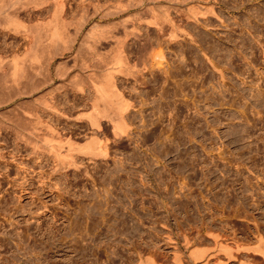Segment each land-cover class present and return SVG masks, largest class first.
Segmentation results:
<instances>
[{
	"label": "rangeland",
	"instance_id": "obj_1",
	"mask_svg": "<svg viewBox=\"0 0 264 264\" xmlns=\"http://www.w3.org/2000/svg\"><path fill=\"white\" fill-rule=\"evenodd\" d=\"M6 1L8 6L13 2ZM80 1L65 3L73 6ZM84 1H90L86 6L88 16H98L99 7L107 2L112 4L109 6L138 2ZM158 1V5L154 2L152 6L159 15L164 9L171 17L180 19L179 30L191 34L194 41L179 32L180 38L166 43L168 36L159 35L145 23L139 25L142 27L137 32L142 37L161 36V46L154 43L151 52H161V67L169 73L151 66L145 58V65L139 61L142 66H137L140 70L146 67L136 74L141 85L130 76L115 75L119 89L131 104L130 127L118 137L110 133L106 136L105 159L74 154L76 160L80 158L77 164L82 165H78V170L68 166L54 171L50 159H35L12 135V123L24 115L25 109L31 107L42 119H51L49 112L42 111L40 99L58 109L71 107L74 99H81L71 86L79 79L71 76L80 67V60L75 61L74 55L69 58L67 50L64 56L69 59L57 56L48 66L51 53L45 52L39 61L20 60L31 79L11 74V115L0 111V264H175L174 254L180 257L181 263L177 264H191L190 247L216 252L213 239L205 235L207 230L218 232L222 244L231 248L233 259L227 260L221 252L211 253L206 264H264L260 253L237 252L235 248H259L260 243L264 249V235H246L253 233L256 225V230L264 231V0H215L218 4L213 9L219 19L208 14L197 16L206 19L199 22L185 21L184 11L180 14L187 0ZM80 14L64 18L68 25L71 23L68 44ZM126 14L124 18L129 15ZM3 24L1 21V30H7ZM88 28L89 25L84 32ZM115 30L114 34H121L119 27ZM8 33L7 43L13 42L15 33L12 29ZM132 37L124 39L127 49L135 39ZM89 39L85 42L91 43ZM108 43L112 44L107 41L97 47L99 52L107 51V60L112 53ZM76 44L74 49L79 45ZM79 46V57L84 55L85 60L89 50L85 44ZM152 48L149 46V50ZM59 62L62 66L58 70L55 66ZM128 63L137 64L133 60ZM12 69L11 60V72ZM69 73L67 79L62 78ZM83 78L84 74L80 79ZM42 81L44 86L34 95L17 97L16 85H36ZM52 118L56 122V117ZM7 119L12 121L11 129L6 127ZM58 120L60 127L71 124L62 117ZM101 122L107 124L103 119ZM96 194L101 197L95 198ZM91 205H101L99 208L104 211L100 214L96 208L89 210L94 207Z\"/></svg>",
	"mask_w": 264,
	"mask_h": 264
},
{
	"label": "bare ground",
	"instance_id": "obj_2",
	"mask_svg": "<svg viewBox=\"0 0 264 264\" xmlns=\"http://www.w3.org/2000/svg\"><path fill=\"white\" fill-rule=\"evenodd\" d=\"M148 1L149 2H147V0H138V2H136V3L133 2L134 3L133 5H129L127 3H125L126 5H122L121 3L119 4L117 2L113 6H109L112 4L107 2L104 4V6L101 5L102 7H99L101 9V12L99 11L100 13L98 16H95L94 13L88 16V14H86V6L88 4H90V1H89V3H87L84 0H81L79 3L73 4V6L75 5L74 7L72 6V3H70L71 2L70 1L68 3L71 6L66 7V5H68V3L66 2L67 3L66 4L65 0H13V2L11 3L10 6H8L6 0H0V22L4 21V24H3L4 26H2V27H3V29L8 30V31L7 30H1V28H0V30L2 31L0 33V111L1 112L5 111L6 113H9V115H11V100H12L10 97L11 96V90H12L11 89V74L13 76H17L18 74H20L22 77H25L27 79L28 78L31 79V77L28 76V74H26L24 69L22 68L21 61H20L21 59L25 60V58H28L30 63H31L34 60L39 61L38 60L39 56H42L43 54L45 55V52L46 53L49 52V54L50 53L51 54L49 57L50 59L48 60V63H47L48 66H50L52 64V61L57 56L65 57V59L67 60L68 56L70 58L71 55H74L75 61L80 60V64H79L80 67L79 68L77 67V69L75 70V74H73L71 76L74 78H79V79H76L71 86L73 89H75L77 92L80 93V97L82 96L80 100L78 99V101L77 100L75 101V99H74L73 103L75 102V104L72 103L71 107L67 106L64 109H58L56 105L48 104V103L46 104L47 101L45 102V99H40V100L44 101V102L42 101V103H43V105L41 107L42 111L43 112H45V111L49 112V115L51 116L50 120L47 121V120L42 119L37 114V110L36 111L31 110V107H30V109H28V111L26 109H25V112L22 111L24 113L23 119L21 118L23 116H21L20 117L21 119L17 118L19 120L16 119L17 121H15L14 124L12 123V125H13V127H12L13 134L12 135H13L14 139L16 141H18V143L20 145H22L24 147V149H26L29 152V155H32L35 159L46 156L47 159H50L52 161L54 171H57L59 169L62 170V168L65 169L68 166H70V167L74 166V168L76 170H78L77 168H79L78 165L80 163L77 164V162H80V161H77V160L80 158H77V160H76V158H75L76 156L75 157L73 156L74 154L80 155L79 157H81L82 155H87V156H90L92 158L99 157V158L105 159L107 157V147H106L107 146L106 145L107 139H106V136L109 133H110V135H112L114 137H116L118 134H125L126 133L127 129L130 127L128 124V119L130 120V117H129L130 114L128 115V112H129V109L131 108V104H130V101L125 98V96H124L125 93L123 94L122 90L119 89V84L117 82V79L115 78V75L122 74L123 76H130V78L134 79L133 81H136L139 83V80H138L136 74L141 73V70H144L146 67L144 69L140 70V69H138L139 67L137 68V66H138V64H140L142 66L141 63L145 62V61L142 62V60L145 58H147V60H148L147 63H150L151 66L156 65L164 73H169L166 70H163L164 67H161L162 62L160 60L163 59L161 52H158V53H156V52L154 53L153 51L151 52V50H153V48L151 46L154 43L157 45H160L159 43H161V42H160L159 38H161V36H158V34L168 36L169 40L168 41L166 40L167 41L166 43H168L170 40L171 41L173 40V42H174V40L176 41V38H177L179 32H182L179 30L180 26L178 24V21H181L180 19L179 20L176 19V17H174V15H172L174 18L171 17L170 14H168V12L164 9H163L162 15L160 16L158 13V9H156L155 6H152V5H154V2L156 0H151V1L148 0ZM187 1H188V4L186 6H184L185 10L182 9L180 11V14L182 11H184L182 15L185 18V21L189 20V22H190L191 19L194 22L205 21L206 19L200 20L201 18L199 19L197 16L202 17L203 15H208V14L210 16H213V17L219 19L218 18L219 16L216 15V13L213 9V5L218 4L219 0L217 2L215 0L214 1L213 0H187ZM200 2H203V3L200 4ZM155 3L158 5L159 1L157 0ZM130 4H132V3H130ZM241 4H240V6H241ZM200 5H202V6L204 5V6L201 7ZM28 6H30L33 10L32 9L30 10V8ZM65 7H66V9H64ZM87 7H89V6H87ZM103 7L105 10H102ZM228 7H229V5H228ZM166 8H168V6H166ZM108 9H112L111 10L112 12L111 11L109 12ZM19 10H21V11H19ZM174 10H175V8H174ZM176 12L178 13V11H176ZM79 13H81L80 19L77 18L78 20L74 19V21L75 20L76 21L80 20V21H79V23H77L78 25L75 24L73 21V23L75 24V25L72 24L74 26V28H73L74 29V35L72 36L73 37L72 40H70L71 42L68 44L66 42L67 41L66 37L68 38V35H69L68 30H69V26L71 25V23H69V25H68V23L65 22V19L66 18L71 19L74 16H76V14L79 15ZM124 13L125 14L129 13V15L126 16V18H124L123 17ZM174 13H175V11H174ZM144 14H146V15L150 14V16L145 17L146 15H144ZM176 16H178V15H176ZM178 18H180V17H178ZM116 20H118V22H116ZM183 21H184V19L182 20V22ZM219 21L221 22V20H219ZM141 23L142 24L145 23L147 27L148 26L154 27L157 30V32H159L158 34H156L157 36L152 35V37H149V39L146 36L142 37L139 29H138V31L140 33L137 32V28L140 27L139 25ZM28 24H32V25H28ZM183 24L184 23H182V25ZM194 24H196V23H194ZM87 25H89V28L86 32H84V29ZM73 26H71V27H73ZM146 26H145V28H146ZM203 26H204L203 28L206 27V25H203ZM118 27L121 30V34H114L113 31L117 32V30H115V29H117ZM11 29L15 33L14 35H16V36H14L13 42L7 43L6 39L8 38L7 36L9 35L8 32H10ZM20 29L23 30V34L21 33L22 31ZM18 30H19V32L21 31L20 34H18L19 33ZM185 30H186V28H185ZM249 33H250V30H249ZM180 34H181V36L183 35V37L186 36V37H184L185 39L187 38V40H190L191 42L194 41V39L192 40V36H190L191 34L189 35V33H186V32H182ZM247 34H248V31H247ZM128 36H133L135 38L131 44L127 43V44H130V45H128V46H131L130 49H127V47H126L127 45L124 44V41L126 40V38ZM86 38H90L91 43L88 42L89 43L88 44L87 42H85ZM178 38H180V37L178 36ZM121 39H123V40H121ZM187 40H184V41H187ZM107 41H110L112 43V44L108 43L110 46V47L109 46L108 47L110 48V50L112 52L109 55V60L105 59L107 51L102 53V52H99L97 50V47H100L103 42H107ZM191 42H189V43H191ZM75 43H78L79 45H83V44L86 45L87 50H89V52H90V54H89V52H87L88 53L87 55H89V56H87L86 59H88V61H85L86 59L85 60L82 59L84 57V55L79 57V54H81V53H79L80 46L78 44H76V45H78V47H76V49H74ZM177 43L178 42H176V45H178ZM59 44L61 45V48L58 47ZM149 46L152 49L149 50ZM82 47L80 49L81 52H82ZM251 48H252V46H251ZM65 51H67L69 53L68 56H64L66 54ZM108 53H109V50H108ZM263 53H264V51H263ZM11 55H12V58H11ZM20 56H21V58H20ZM263 56H264V54H263ZM78 57H79V59H77ZM65 59H63V61ZM228 59H230V58H228ZM253 59H254V57H253ZM11 60H12V64H13L12 72H11ZM131 60H133L134 62L136 61L137 64L133 63L132 66H129L128 62H130ZM139 61H141V63ZM74 62H72V63L74 64ZM74 65H76V64H74ZM143 65H145V63H143ZM210 65H212V64H210ZM61 66H62V64L59 62V63H57L55 68L56 69L58 68V70H59V68ZM64 66H66V65L64 64ZM147 66H149V64H147ZM212 66L214 67V65H212ZM157 67H156V69L159 70ZM75 68H76V66H75ZM214 70L215 69L213 68V71ZM219 71H221V70H219ZM220 73H219V75H220ZM83 74L85 75V79L84 78L80 79V77ZM62 76H63L62 77L63 79L64 78L67 79L70 76V73L66 74V75H62ZM60 78H61V76H60ZM183 80H185V79H183ZM167 81H168V79H167ZM48 82L49 81H47V83ZM47 83H45V84H47ZM43 84H44L43 81H42V83H39L36 85H31V84L29 85V84L25 83L23 85L21 84L22 85V86L20 85L21 87L20 86L18 87V85H16L14 87L15 88L14 90L17 91L16 95L18 98H27V97L34 95L35 92H37L39 89H41V87L44 86ZM19 88H21V89H19ZM128 89H130V88H128ZM37 100H39V99H37ZM70 104H69V106H70ZM34 109H36V108H34ZM29 110H31V111H29ZM39 110H40V108H39ZM17 113H18V111H17ZM137 113H140V112H137ZM5 115L6 114H4V116ZM21 115H22V113H21ZM6 116H7L6 118L9 117L8 115H6ZM52 117H56L57 120H58V118L62 117L65 119L66 122H68V121L71 122V124H68V125L70 127H72V126L73 127L70 128L66 124L64 126L60 127V125H59L60 122L57 123V120H56V122L52 121V119H53ZM131 117H133V116H131ZM137 118H139V117H137ZM10 119L11 118L9 117V120ZM101 119H103V121H105L104 124L107 123L108 125L107 124L103 125L101 122ZM11 122L12 121H9L8 125L5 122L7 125L6 126L7 128L11 129ZM3 127H5V126H3ZM0 128H2L1 125H0ZM76 130H78V131H76ZM166 138L169 139V137H166ZM166 151H167V149L165 150V152ZM81 163H82V161H81ZM97 196H100V195L96 194L95 198H97ZM93 202H98V201H93ZM104 202H105V200H104ZM99 204H100V202H99ZM101 204H102V201H101ZM103 205L104 204H102V206ZM89 206H90V204L88 205V207ZM91 206L92 207L94 206V207H93V209L91 208L89 210H94L96 208V210H97L96 212H98V210H99L100 214H102V212L104 211V210L102 211V209L100 210L101 205H97V207L95 205H91ZM99 206H100V208H99ZM105 206H107V205L105 204ZM183 206H184V204H183ZM211 206H212V204H211ZM104 207H102V208H104ZM82 208L85 209V207H83V206H82ZM230 209H232V208L230 207ZM100 211H102V212H100ZM105 211H106V207H105ZM228 211H229V209H228ZM237 212H239V211H237ZM81 213H82V211H81ZM85 213H86V211H84V214ZM234 213H235V211H234ZM79 215H81V214L79 213ZM85 216H86V214L84 215V217ZM99 216H101V215H99ZM86 218H87V216H86ZM86 218H84V219L86 220ZM90 220H91V218H90ZM78 224H80V223H78ZM85 226H86V224H85ZM255 227H257V225ZM255 227H254L253 233L248 232L246 235H256V236L257 235H264V231H261L258 228H257L258 230H256ZM85 229L86 228L84 227V231H85ZM115 229H117V228H115ZM198 229H199V227H198ZM207 229H209V228H207ZM80 230H79V232H80ZM82 231H83V228H82ZM112 231H114V230H112ZM195 231H196V229H195ZM85 232H87V230ZM85 232L81 233V234L84 235ZM87 233H89V232H87ZM217 233L218 232L214 233L210 230L209 231L207 230V232L205 233V235H209V237L213 239V242H214L213 244L216 245V249H215L216 252H214V253L221 252L224 254V256H226V259L227 258L233 259L232 255H231V248L222 244V242L220 241L221 238L219 239V237H218L219 234H217ZM259 241L260 242L262 241L261 238H259ZM200 243H201V241H200ZM258 247L259 248H257L256 246H252V245H237L235 248H236L237 252L238 251H246V252L247 251H250V252L254 251V252H256L255 254H257V252H258L264 257V249H261L262 247H261L260 243H259ZM198 248H195V247L189 248L188 256L190 258V262H191V264H206V262H208L207 259L209 258V256H212V254H214V253H212V252H211L212 254L207 253L206 250L204 251V249H198ZM234 250H232V251H234ZM249 255H250V253H249ZM174 256H175L174 257V260H175L174 263L175 264L179 263L180 262L179 255L174 254ZM243 261H241V262H243ZM207 264H209V263H207ZM244 264H245V262H244Z\"/></svg>",
	"mask_w": 264,
	"mask_h": 264
}]
</instances>
